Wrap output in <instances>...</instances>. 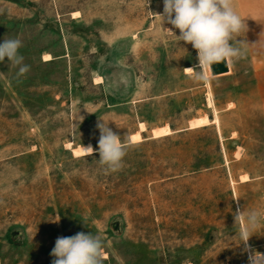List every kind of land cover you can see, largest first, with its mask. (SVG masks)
<instances>
[{
	"label": "rangeland",
	"instance_id": "obj_1",
	"mask_svg": "<svg viewBox=\"0 0 264 264\" xmlns=\"http://www.w3.org/2000/svg\"><path fill=\"white\" fill-rule=\"evenodd\" d=\"M232 6L244 55L199 79L163 0H0V43L20 39L30 66L17 77L0 62V264H51L56 238L77 232L102 238V264L264 256V218L236 219L264 216V0ZM100 119L126 148L115 172L99 162Z\"/></svg>",
	"mask_w": 264,
	"mask_h": 264
},
{
	"label": "clouds",
	"instance_id": "obj_2",
	"mask_svg": "<svg viewBox=\"0 0 264 264\" xmlns=\"http://www.w3.org/2000/svg\"><path fill=\"white\" fill-rule=\"evenodd\" d=\"M163 5L161 17L179 29V35H176L178 40L191 44L197 50L199 79L204 78L205 67L212 69L213 64L222 61L228 66L244 55L241 48L234 46V42L240 43L237 37L246 31V25L235 12L232 0H163ZM21 47L22 41L18 38H4L0 43V62L7 58L17 68V77L24 76L30 70L18 52ZM102 121L96 125L100 133L97 149L99 162L106 166L105 171L115 172L122 168L126 148L121 136L108 126V122ZM86 151L91 154L94 149L89 146ZM241 216L252 228L264 218L255 211L247 214L238 211L236 219ZM248 239V231H244L243 242L246 243ZM50 256L54 257L51 264H102L103 240L99 235L84 232H77L71 237L58 236ZM250 262L264 264V256L256 253L255 257H250Z\"/></svg>",
	"mask_w": 264,
	"mask_h": 264
},
{
	"label": "bare ground",
	"instance_id": "obj_3",
	"mask_svg": "<svg viewBox=\"0 0 264 264\" xmlns=\"http://www.w3.org/2000/svg\"><path fill=\"white\" fill-rule=\"evenodd\" d=\"M44 59L45 60H48V59H50V55H45V57H44ZM186 69L187 70H192L193 69V67L192 66H188V67H186ZM205 69H206V71L209 73V74H212L211 73V69L210 68H208V67H205ZM228 73V72H227ZM209 104H212V101L209 99ZM219 117H218V115H217V110H215V117L213 118V119H210L208 116H201V117H198V118H195L193 121H191V126H193V127H196V126H204V125H207V124H210V123H218L219 122ZM141 128H142V130H144L145 129V127H144V124L143 123H141ZM173 131L171 130V128L169 127V126H164V127H160V128H156V129H154V131H153V137L155 136V137H160V136H162V135H167V134H170V133H172ZM142 134H140V132H137V133H134V134H132V136H131V140L132 141H140L141 139H142V136H141ZM69 145H71V144H69ZM89 146H91L92 147V145L91 144H89V145H85V146H79V148H77L76 150H75V152L76 153H78V152H88V151H86V148H88ZM71 147V146H70ZM93 148V147H92ZM242 180H248L249 178H248V176L247 175H243L242 177Z\"/></svg>",
	"mask_w": 264,
	"mask_h": 264
},
{
	"label": "water",
	"instance_id": "obj_4",
	"mask_svg": "<svg viewBox=\"0 0 264 264\" xmlns=\"http://www.w3.org/2000/svg\"><path fill=\"white\" fill-rule=\"evenodd\" d=\"M230 65L226 66V62H220L219 64H213L211 73L212 75H220L223 73H226L230 70L229 68Z\"/></svg>",
	"mask_w": 264,
	"mask_h": 264
},
{
	"label": "trees",
	"instance_id": "obj_5",
	"mask_svg": "<svg viewBox=\"0 0 264 264\" xmlns=\"http://www.w3.org/2000/svg\"><path fill=\"white\" fill-rule=\"evenodd\" d=\"M206 126V125H205ZM205 126H202V127H205Z\"/></svg>",
	"mask_w": 264,
	"mask_h": 264
}]
</instances>
